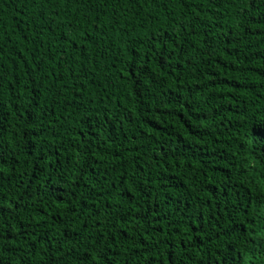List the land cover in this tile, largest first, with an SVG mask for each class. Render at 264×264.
I'll use <instances>...</instances> for the list:
<instances>
[{
    "label": "trees",
    "instance_id": "trees-1",
    "mask_svg": "<svg viewBox=\"0 0 264 264\" xmlns=\"http://www.w3.org/2000/svg\"><path fill=\"white\" fill-rule=\"evenodd\" d=\"M0 209L3 264H264V0H0Z\"/></svg>",
    "mask_w": 264,
    "mask_h": 264
},
{
    "label": "snow or ice",
    "instance_id": "snow-or-ice-1",
    "mask_svg": "<svg viewBox=\"0 0 264 264\" xmlns=\"http://www.w3.org/2000/svg\"><path fill=\"white\" fill-rule=\"evenodd\" d=\"M34 2H36V0H34ZM49 2H50V0H49ZM2 212H3V209H0V213H2ZM4 215L6 216L7 213H4ZM0 234H2V233H0ZM97 250H99V249H97ZM0 264H3V262L0 261ZM224 264H227V261H225Z\"/></svg>",
    "mask_w": 264,
    "mask_h": 264
}]
</instances>
